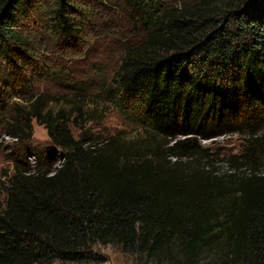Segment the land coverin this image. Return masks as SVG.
<instances>
[{
	"label": "trees",
	"instance_id": "trees-1",
	"mask_svg": "<svg viewBox=\"0 0 264 264\" xmlns=\"http://www.w3.org/2000/svg\"><path fill=\"white\" fill-rule=\"evenodd\" d=\"M79 1L0 0L2 109L27 81L26 23L40 15L53 34L78 40ZM120 1L139 40L115 72L116 96L175 141L177 160L77 138L40 99L17 104L13 118L0 112L14 137L30 140L35 118L59 148L35 152L32 167L16 158L3 185L0 264L105 262L97 244L150 264H264V0ZM228 134L248 145L231 162L242 173L183 161L200 153L199 139Z\"/></svg>",
	"mask_w": 264,
	"mask_h": 264
},
{
	"label": "rangeland",
	"instance_id": "rangeland-1",
	"mask_svg": "<svg viewBox=\"0 0 264 264\" xmlns=\"http://www.w3.org/2000/svg\"><path fill=\"white\" fill-rule=\"evenodd\" d=\"M78 4L87 13L85 31L78 40L67 43L57 33L53 34L49 22L40 15L26 23L31 42L27 53L32 57L24 68L27 81L16 91L9 90L5 98L7 106L2 109L3 104L0 112L13 118L18 106L28 107L40 99L43 111H51L56 117L61 113L64 118L59 117L60 123L68 125L77 138H88L99 144L113 140L122 152L143 155L158 152L176 161L168 152L169 145L175 141L168 145L165 139L147 129L140 120L138 108L116 96L115 72L128 44L139 40V33L133 32L121 1L81 0ZM18 59L22 61V55ZM32 126V137L27 141L11 135L7 124L0 126V205L5 199L3 185L14 173L16 158L32 167L37 160L35 152L44 155L49 148L59 152L44 124L34 118ZM247 146L240 134L199 139L200 153L184 157L183 161L207 165L218 174L242 173L243 169L238 170L231 162ZM52 162L57 166L61 160L57 157ZM94 248L106 261L91 264H150L116 246L97 244Z\"/></svg>",
	"mask_w": 264,
	"mask_h": 264
}]
</instances>
